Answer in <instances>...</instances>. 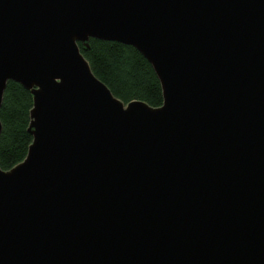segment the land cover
<instances>
[{
  "label": "water",
  "instance_id": "water-1",
  "mask_svg": "<svg viewBox=\"0 0 264 264\" xmlns=\"http://www.w3.org/2000/svg\"><path fill=\"white\" fill-rule=\"evenodd\" d=\"M90 39L162 104L116 98ZM8 82L32 140L0 168V264H264V0H0V107Z\"/></svg>",
  "mask_w": 264,
  "mask_h": 264
},
{
  "label": "trees",
  "instance_id": "trees-1",
  "mask_svg": "<svg viewBox=\"0 0 264 264\" xmlns=\"http://www.w3.org/2000/svg\"><path fill=\"white\" fill-rule=\"evenodd\" d=\"M94 76L111 93L128 103L139 100L151 107L162 104L159 81L149 63L133 47L113 41L90 39L86 49L78 43ZM32 97L29 91L8 82L0 107V168L9 170L20 163L27 153L31 136L27 132Z\"/></svg>",
  "mask_w": 264,
  "mask_h": 264
}]
</instances>
